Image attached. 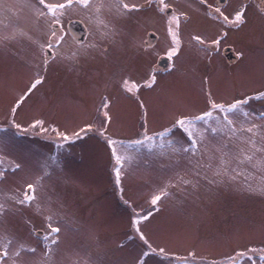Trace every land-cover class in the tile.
<instances>
[{"label": "rangeland", "instance_id": "rangeland-1", "mask_svg": "<svg viewBox=\"0 0 264 264\" xmlns=\"http://www.w3.org/2000/svg\"><path fill=\"white\" fill-rule=\"evenodd\" d=\"M243 1L227 0L221 5L226 14L245 5L246 22L234 27L222 26V21L207 15V6L199 0H171L172 10L188 16L187 20L181 17L182 51L172 61L166 55L171 46L167 17L154 4L126 0L144 5L131 20L106 10L103 19L119 33L112 39H102L95 32L88 13L80 8L70 10L60 25L66 42L56 51L68 57L81 44L97 46L76 60L50 58L47 72L41 71L46 82L17 111L15 122L28 128L40 119L45 128L55 127L71 136L86 123L100 126L102 117L97 115V108L101 98L107 96L112 116V122L106 125L108 135L130 141L140 138L145 127L151 134L170 127L180 115L196 116L208 111V91L217 102L230 103L264 90V14L257 0ZM26 3L35 4V0H0V155L6 158L5 168L8 162L23 166L22 172L6 173L0 190L4 200L12 203L7 197L16 194L22 181L33 182L43 176L42 186L37 189L41 214L34 212L35 205L17 206L18 212L0 218V244L12 239L16 247L21 243L36 247L37 253L26 258L40 260L45 251L40 234L45 230L44 217L55 212V218L64 223L61 242L54 249V264H134L140 251L147 249L132 220L135 213L152 211L153 216L140 225L141 231L153 247L164 248L168 258L150 254L145 257L147 264H179L176 257H188L189 253L194 254L196 264H228L227 258L241 251L246 252L241 257L243 264H262L260 255L248 249L264 248V192L260 191L264 174L254 172L248 182L252 190L242 177L235 182L225 178V183L219 185L201 179L195 189L190 185L168 189L171 194L162 199L157 212L150 205L151 196L169 179L175 181L176 173L187 172L190 179H196L182 158H168L158 151L149 153L144 147L139 152L130 150L133 160L125 165L121 194L115 185L111 151L95 130L82 133L79 139L63 141L51 130L33 128L25 132L12 127L11 106L35 78L37 66L43 68L39 45L47 40V27L43 21L37 23L34 8ZM208 3L215 6L216 0ZM75 18L88 30L82 42L66 30L67 22ZM148 31H153L158 40L147 47L144 43ZM195 35L209 45L215 39H221V43L215 46L216 51L211 48L205 52L201 50L205 46L192 39ZM9 36L15 39H4ZM226 45L240 56L234 64H227L220 53ZM161 57L169 61L166 70L156 67ZM152 70H158L157 85L152 89L141 87L137 94L145 109L136 96L124 93L120 84L123 78L143 84ZM248 108L260 112L264 102L250 101ZM198 126L203 127L202 123ZM176 131L175 138L181 139L180 130ZM185 141L186 137L181 139ZM219 143L209 133L205 141L208 153H215ZM58 144L63 146L58 148ZM53 155L58 164L50 175H45L48 169L44 165ZM215 155L213 168L218 165L219 154ZM176 159H180V166L169 167ZM207 174L212 177V170ZM12 250L10 247V256Z\"/></svg>", "mask_w": 264, "mask_h": 264}, {"label": "snow or ice", "instance_id": "snow-or-ice-1", "mask_svg": "<svg viewBox=\"0 0 264 264\" xmlns=\"http://www.w3.org/2000/svg\"><path fill=\"white\" fill-rule=\"evenodd\" d=\"M201 5L207 6V15L214 16L215 19L222 21V26L238 27L246 22L245 5H241L238 9L233 10L226 14V10L220 5V0H216V5L208 3V0H199ZM147 5H155L159 13H168L172 9L171 0H145ZM38 5V6H37ZM26 6L34 8L37 23L43 21L47 27V40L40 44L39 47L42 52L43 68L37 66L35 78L30 82L29 86L22 92V94L14 100L10 112L13 116L11 121L12 127L22 130L30 131L33 128H40L41 131L55 132L56 136L63 141L70 139H79L81 134L96 131L106 141L108 148L111 151V157L114 161L113 172L115 176V185L123 193L121 187L122 175L125 171L126 163H131L133 157L128 153L130 150L139 152L141 147L148 150L149 153L158 151L159 155L171 158L173 156L182 158L187 161L190 166L188 171L192 176L196 177L195 180L190 179L188 173H176L175 181L169 179L163 187L157 190V194H153L150 199V205L157 212L160 211V203L162 199L167 198L171 193L168 189H181L182 185H190L193 189L200 186V180H204L209 185H219L225 183V178L228 182H235L238 178H243V182L252 190V185L248 182L252 180L254 172L264 174V110L260 112L250 111L248 105L250 101L264 102V90L257 91L252 95L243 98L233 99L230 103H219L213 96L211 91L207 92V103L209 110L204 111L200 115L185 116L180 115L172 123L170 127L164 128L162 131L149 133L147 127L144 128L140 138L130 141L113 138L108 135L107 124L112 122L111 101L107 96H103L100 105L97 108V115L102 117L100 126L94 128V123H86L80 127L79 131H73L71 136L65 132L59 131L55 127L45 128L44 121L36 119L28 128H22V125L15 122V115L22 106L27 103L28 99L39 91V87L43 86L46 82V76L41 74L47 72L50 58L55 59L60 56L63 59L76 60L80 55H86L89 49L95 48V43L88 45H79V47L72 51L71 56L65 57L62 53L56 50L66 42V33L60 27L63 17L75 8H80L89 14L90 19L93 20L94 30L98 32L102 39H112L119 33L114 27L110 26V22L103 19L104 12L107 10L118 18H128L131 20L133 15L139 12L144 5L137 3L126 2V0H35V4L26 3ZM260 9L264 12V0H262ZM181 17L185 20L188 16L184 13H177L172 10L171 14L167 17L168 35L171 37V46L167 51V59L172 61L173 58H179L182 51L180 39V22ZM26 35V34H25ZM227 35V32L223 34ZM30 38V37H29ZM5 40L15 39V36L4 37ZM192 39L198 44L205 46L201 50L210 52L212 46H218L221 39L212 40L210 45L200 35H195ZM35 42V41H34ZM157 71L152 70L146 76L143 84L130 78H123L120 84L124 93L130 96H136L140 107L146 109V105L137 95L141 87L152 89L157 85ZM205 83L207 80L205 79ZM145 115L147 112L145 111ZM259 121V123H257ZM202 123L203 127H200ZM180 130L181 139L186 137L185 142L181 139H176L177 131ZM216 136L220 141L219 146L215 149L218 153V165L213 168L212 161L217 159L215 153L209 154L205 146V141L208 134ZM219 134V135H218ZM231 145V147L229 146ZM63 145L58 144L57 147ZM165 149H170V152H165ZM207 159V163H205ZM6 158L0 155V183L6 182V173L11 171L16 174L17 171H23L21 163L8 162V167L5 168ZM58 164V159L55 155L49 156L44 165L48 169L44 174L50 175L53 167ZM180 166V159H176L169 167L177 168ZM252 169L253 171H249ZM207 170H212V177H209ZM43 176L38 177L33 182L22 181L20 188L16 189V194L8 196V203L4 200L2 190H0V218H3L8 213H16L19 211L17 206L31 207L35 205L34 212L41 214L40 198L37 189L42 186ZM260 191L264 192V176L260 180ZM128 204V201H124ZM130 206V205H129ZM52 212L51 209H48ZM135 212V210H134ZM57 213L44 217L45 230L40 234L42 237L43 248L45 249L43 257L40 260L26 258L28 254L34 256L37 253L36 247H26L23 243L18 247L14 245L12 239H8L3 244H0V264H54L53 255L54 249L60 244V233L62 231L61 224L64 222L61 219L55 218ZM153 216L152 211L141 215L135 213L132 220V226L138 234L139 239L146 246L147 250L142 249L137 255L134 264H147L145 257L150 254L163 255L166 259L168 254L162 247H153L152 243L141 231L140 225L149 220ZM36 230L33 229V235ZM12 248L11 256L9 248ZM248 252L260 255V260L264 264V248L248 249ZM246 252H237L233 256L227 258L228 264H243L241 257H245ZM179 264H196L195 256L189 253L188 257H176ZM251 260V256H248ZM215 264V262H213Z\"/></svg>", "mask_w": 264, "mask_h": 264}, {"label": "flooded vegetation", "instance_id": "flooded-vegetation-1", "mask_svg": "<svg viewBox=\"0 0 264 264\" xmlns=\"http://www.w3.org/2000/svg\"><path fill=\"white\" fill-rule=\"evenodd\" d=\"M221 1H222V2L220 3V5H225V4L227 3V0H221ZM248 1H249V0H244L243 3L246 4ZM261 2H262V0H257V5H258V9H259V11H260L261 13L264 14V12H262L261 9H260ZM146 5H147V4H146ZM171 11H172V9H170L168 15L165 13V16L168 17V16L171 14ZM73 20H77V21H79V22L81 23V25L83 26V32H84L83 36H84V38H85V37L87 36V34H88V30H87V28L83 25V22H82L81 20H79L78 18H77V19L75 18V19L69 20V21L67 22V24H66V30H67V32L69 33V35H70L73 39L77 40L76 38H74V37L71 35V33H70L69 30H68L69 23H70L71 21H73ZM148 32H150V31H148ZM148 32H147V33H148ZM152 32H153V31H152ZM153 33H154V32H153ZM154 34H155V33H154ZM146 35H147V34H146ZM155 35H156V34H155ZM84 38H83V40H84ZM83 40H81V42H82ZM157 40H158V36H157ZM157 40H156L154 43H156ZM77 41H79V40H77ZM79 42H80V41H79ZM154 43H152V44H154ZM145 44H146V42L144 43V45H145ZM152 44H151V45H152ZM151 45H148V46H151ZM145 46H146V45H145ZM148 46H147V47H148ZM227 47L230 48V50H228ZM212 48H214L215 51L217 50V48H216L215 46H212ZM227 52L232 53L231 56H230L231 60H227V56H226V53H227ZM220 53L223 54L224 59H225V61L227 62V64H234V61H237V59L240 57V56H238L237 53L233 52L231 46H228V45L223 46V48L220 50ZM160 59H164L165 61H167L166 66L168 65V62H169V61H168L166 58L161 57ZM160 59H159V60H160ZM166 69H167V67L165 68V70H166Z\"/></svg>", "mask_w": 264, "mask_h": 264}, {"label": "water", "instance_id": "water-1", "mask_svg": "<svg viewBox=\"0 0 264 264\" xmlns=\"http://www.w3.org/2000/svg\"><path fill=\"white\" fill-rule=\"evenodd\" d=\"M222 1L220 0V3ZM170 11V10H169ZM167 15L169 14L166 13ZM69 32L71 33V35L76 38L77 40L81 41L83 40L84 36V32H83V26L81 25V23L77 20H73L69 23V27H68ZM157 40V35H155L152 31L147 33V42H146V46L151 45L152 43H154ZM228 50H230V48L227 47ZM232 53L227 52L226 56H227V60H231L230 56ZM161 61L165 62V64L167 63V61H165L164 59H161Z\"/></svg>", "mask_w": 264, "mask_h": 264}, {"label": "bare ground", "instance_id": "bare-ground-1", "mask_svg": "<svg viewBox=\"0 0 264 264\" xmlns=\"http://www.w3.org/2000/svg\"><path fill=\"white\" fill-rule=\"evenodd\" d=\"M156 67H158L159 69H165L166 68V64L165 62L161 61V59L158 61V63L156 64Z\"/></svg>", "mask_w": 264, "mask_h": 264}]
</instances>
